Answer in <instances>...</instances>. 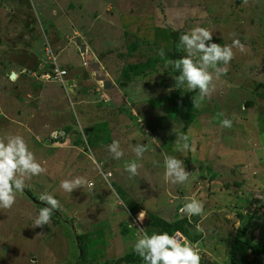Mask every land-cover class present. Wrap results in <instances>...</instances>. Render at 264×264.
<instances>
[{
	"label": "rangeland",
	"instance_id": "1",
	"mask_svg": "<svg viewBox=\"0 0 264 264\" xmlns=\"http://www.w3.org/2000/svg\"><path fill=\"white\" fill-rule=\"evenodd\" d=\"M197 26L213 32L207 43L238 39L244 50L233 47L199 107L198 90L182 86L185 125L166 61L176 48L185 55L177 35ZM53 58L62 81L52 78ZM225 118L232 127L221 126ZM174 127L189 136L188 151L176 150ZM8 135L22 136L46 171L26 180L32 199L18 193L0 209V264H144L133 250L141 228L151 235L155 218L177 215L193 226L188 242L196 224L204 230L193 241L201 264H229L238 227L264 242V0H0V139ZM114 140L119 160L108 151ZM138 143L148 148L142 159ZM165 155L183 161L188 182H164ZM132 161L135 177L125 171ZM75 177L93 187L60 188ZM45 193L60 209L33 227ZM186 198L201 201L204 215L182 214Z\"/></svg>",
	"mask_w": 264,
	"mask_h": 264
},
{
	"label": "clouds",
	"instance_id": "2",
	"mask_svg": "<svg viewBox=\"0 0 264 264\" xmlns=\"http://www.w3.org/2000/svg\"><path fill=\"white\" fill-rule=\"evenodd\" d=\"M212 37L213 32L205 27L192 28L190 32L182 34L179 38V47L182 48L185 55L174 61H166V66L171 65L174 70L179 72L178 76H174L175 87L180 88L186 85L188 91L198 90V94L194 97V107H199V101L210 97L215 91V81L227 72V65L234 58L233 47H238L241 51L244 50V46L238 39L234 40L231 46H222L215 42L207 43L212 40ZM158 55L164 57L163 48L158 51ZM221 126L230 128L232 121L225 118L221 121ZM173 131L177 137L176 150L188 151L190 149L189 136L177 132L175 127ZM107 147L113 159L119 160L124 156L119 141L114 140ZM146 151L148 148L145 144L138 143L132 148L135 156L141 159ZM139 167L140 165L136 161H132L125 164V171L129 173L130 177H135L139 175ZM164 167L163 180L165 183L185 184L189 181V172L185 170L181 159L165 155ZM45 171L46 169L36 159L22 136L8 135L0 139V209H11L16 203L17 194L25 190L26 180ZM80 186L93 187L89 181L82 177L65 179L60 183V188L68 193H72ZM40 199L48 206L40 209L33 222V227L50 225L52 211L60 209L59 201L52 195L45 193L41 195ZM180 212L189 218L203 216L204 204L195 198H186V203ZM145 215L144 211L140 212L138 221L142 223ZM196 231H204L199 223L196 224ZM141 232L142 234H137L133 250L142 258L144 264H201L199 248L185 240V236L181 232L176 231L183 236L184 240L182 241L168 232H154L149 235L147 231H143V228H141Z\"/></svg>",
	"mask_w": 264,
	"mask_h": 264
},
{
	"label": "trees",
	"instance_id": "3",
	"mask_svg": "<svg viewBox=\"0 0 264 264\" xmlns=\"http://www.w3.org/2000/svg\"><path fill=\"white\" fill-rule=\"evenodd\" d=\"M184 33V32H183ZM182 34L177 35V39L175 44L179 46V38ZM179 48H176L175 51L171 54L172 60L179 59ZM150 62V61H149ZM149 62L147 64H149ZM135 73H141L140 70H134ZM179 75V72L176 71V76ZM174 80V93L171 95V100L174 104H176V113L179 115L180 119L184 122L185 125H187V118L185 115V108L188 104L185 98V95L182 92L183 88L182 86L180 88L175 87L176 81ZM94 130V128H88L86 129V132H89L90 130ZM98 137V135H97ZM96 140V139H95ZM107 175H110L109 171ZM105 172V173H106ZM104 173V174H105ZM233 185L239 186L240 183L237 181L233 182ZM23 193L30 199H32L31 194L27 192V190H24ZM46 206V205H43ZM139 208V207H138ZM153 226L155 227L153 233H160V232H168L169 234H172L176 231L181 232L185 237L190 238V232L193 229V226H191L190 222L186 220L185 218L179 217L178 215L175 216L172 220H165L164 218L157 217L153 221ZM193 237H191V242L193 241H201V237L203 236L201 232L194 231L192 234ZM245 231L243 228L238 227L237 231L234 235H232L231 241L228 243L227 247V256H228V263L229 264H264V242L257 240L252 241L248 238H244ZM255 237V236H252ZM78 246L81 248V239L79 234L76 235ZM203 239V237H202ZM250 255L252 257L250 258ZM136 256H125L124 259L126 261H136L138 258H134ZM139 257V256H138ZM135 259V260H134ZM122 260V259H121ZM139 260H142L140 258ZM120 262V260H118ZM123 261V260H122ZM118 263V262H117Z\"/></svg>",
	"mask_w": 264,
	"mask_h": 264
},
{
	"label": "built area",
	"instance_id": "4",
	"mask_svg": "<svg viewBox=\"0 0 264 264\" xmlns=\"http://www.w3.org/2000/svg\"><path fill=\"white\" fill-rule=\"evenodd\" d=\"M53 64H54V67L52 69V72H53L52 78L56 80L59 79V81H62L63 76L66 74V70L63 69L61 65L55 61L54 58H53ZM48 78H51V77H48ZM173 235L177 236V238L180 239L181 241L184 240L183 236L179 232H175Z\"/></svg>",
	"mask_w": 264,
	"mask_h": 264
},
{
	"label": "water",
	"instance_id": "5",
	"mask_svg": "<svg viewBox=\"0 0 264 264\" xmlns=\"http://www.w3.org/2000/svg\"><path fill=\"white\" fill-rule=\"evenodd\" d=\"M10 76L13 78V77L15 76V74H14V73H12V74H10Z\"/></svg>",
	"mask_w": 264,
	"mask_h": 264
},
{
	"label": "crops",
	"instance_id": "6",
	"mask_svg": "<svg viewBox=\"0 0 264 264\" xmlns=\"http://www.w3.org/2000/svg\"><path fill=\"white\" fill-rule=\"evenodd\" d=\"M194 242H197V243H198L199 241H194ZM199 243H200V242H199ZM191 244H193V242H192Z\"/></svg>",
	"mask_w": 264,
	"mask_h": 264
}]
</instances>
